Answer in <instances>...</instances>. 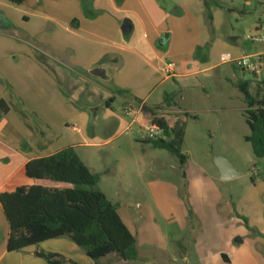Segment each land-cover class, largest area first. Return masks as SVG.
Returning <instances> with one entry per match:
<instances>
[{
	"label": "rangeland",
	"instance_id": "374dc122",
	"mask_svg": "<svg viewBox=\"0 0 264 264\" xmlns=\"http://www.w3.org/2000/svg\"><path fill=\"white\" fill-rule=\"evenodd\" d=\"M93 1H80L83 14L87 16L88 11L93 14L92 18L87 17L89 20L100 14L93 9ZM205 1L206 5L200 8L194 5L199 0H192L190 14L199 25V32H205L209 41L214 40L216 28L220 37L233 32L244 38L264 20L261 8L257 9L264 0ZM27 3L24 7L2 9L12 27L0 30V89L4 94L14 92L19 97L15 104L19 103L34 131L42 125L38 121L47 122L57 137L55 145L73 147L89 170L100 174L98 188L113 204L142 199L152 209L153 219L143 215L131 227L138 260L116 264H264V159L256 158L250 144L244 141L249 129L243 113V96L236 87L239 81L250 82L249 93L259 99L261 76L221 64L186 83H175L169 78L170 81L151 91L152 77L142 67L124 71V61L119 57L118 71L110 69L109 73L113 78L125 72L121 76L130 91H117L111 82L97 79L100 86H82L81 81L70 89L66 83L64 95L60 93L62 102L58 111L52 101L55 89L48 69L59 70L60 62L69 68L71 64L79 65L88 45L64 31L63 13L42 2L33 7L31 0ZM46 15L54 16L55 21H45ZM67 24L72 26V21ZM197 29L195 26L193 31ZM209 46L204 43L200 53H206ZM225 52L216 48L212 51L211 65L200 62L212 66L228 54ZM200 69L197 66L195 70ZM158 78L162 79L160 75ZM149 92L147 106H163L171 97L172 103L188 114L184 118L186 135L181 148L184 165L168 151L154 149L146 142L144 128L133 121L134 114L122 113V106L133 105L131 95ZM111 96L114 101L106 109L105 102ZM113 116L123 120L117 122ZM217 157L226 159L238 176L221 182L213 164ZM20 182L35 183L18 176L15 183ZM123 190L126 194L115 193ZM123 206L126 205L122 209ZM6 231L0 207V248ZM236 239L241 243H236ZM69 245L74 244L60 238L14 252V264H48L45 259L29 254L39 249L62 258L81 255L76 257L77 262L82 259L77 264H87L85 253L78 248L79 253L70 254ZM221 253L230 263L221 260Z\"/></svg>",
	"mask_w": 264,
	"mask_h": 264
},
{
	"label": "crops",
	"instance_id": "0c3cea01",
	"mask_svg": "<svg viewBox=\"0 0 264 264\" xmlns=\"http://www.w3.org/2000/svg\"><path fill=\"white\" fill-rule=\"evenodd\" d=\"M33 1L31 0V7L42 3L49 4L58 13H63L66 17V21L63 22L65 23L64 31L74 38H81V41L83 43L86 42V45L89 46L82 54V63H78L79 65L71 64L69 68L64 62H60L58 65L61 70L48 69V73L54 82L52 86L55 89L52 101L57 106L58 111L62 102L60 93L64 95L63 88L66 83L70 89H74L81 81L82 86L83 84H87V86L89 84L99 85L95 81L97 79L111 82L112 87L117 91H130V86L125 82V78H122L125 72H120L113 78H111L109 73L110 69L118 71L119 57L121 61H124V71H128L130 68L133 70L134 68L142 67L146 75L152 77V80L150 79L149 81L152 91L170 81L160 71V67L165 61H171L175 66L174 77L171 80L175 83H186L188 79L190 80L197 74L221 65L220 62H217L209 66L213 60L212 51L216 48L223 49V51H226L225 53L235 58L242 55L255 54L260 48L248 43L245 40V36L240 38L233 32L220 37L217 35V28L214 29V33L216 32L214 40L209 41L205 32L203 34L199 32V25L196 24V20L190 14V9H192L193 5L192 0H167L165 3L160 0H94L93 9L100 13L94 20L87 19V17H93L91 11L87 12V16L83 14L80 0H38L35 3ZM27 2L28 0H24L22 4L15 6L24 7L28 5ZM194 5L201 8L206 5V1L199 0L198 4ZM7 6L14 5L0 0V30L12 27L11 21L2 10L8 8ZM257 9H260V4L257 5ZM244 17L245 15L242 14L240 18L243 19ZM43 19L45 21H55L56 18L46 15ZM70 20L72 21V26L67 24ZM23 21L25 23L28 22V18L25 16ZM124 23L125 25H123ZM195 26L198 28L197 31H193ZM253 29H255V26ZM165 35L167 36L166 39L163 38ZM126 37L127 39H125ZM204 43H208L210 46L206 53L201 54L200 51ZM200 61H204L209 65L202 64ZM198 62L201 64H198ZM197 66L202 67V69L195 70ZM65 69H70L71 71L67 72ZM95 69L101 70L104 73V78L92 75L91 71ZM158 75L162 79H159ZM88 76L92 79L88 78ZM149 94L150 92L140 96L135 93L134 96L131 95L130 97L133 105L127 104L121 108L122 113L126 116L130 113L134 114L133 121L139 123L143 128L149 122L141 124L143 119L141 105H147L146 99ZM0 100L8 107L6 113L0 111V190L3 188L13 190L17 186L26 185L23 182H20V184L15 183L18 176H23L22 168L26 163L34 159L48 157L63 148L58 147L57 144L55 145L57 137L47 122L38 121L42 125L39 126L38 132L34 131L26 120L23 110L19 107V103L18 105L15 104L19 97L14 92L8 95L4 94L2 89H0ZM113 101L114 97H109L105 102V108L110 109V103ZM163 107L164 112L168 114L180 115L185 113L172 102L169 107L165 105ZM126 110L130 111V113L126 114ZM111 118L117 120V122L123 120L117 116ZM74 128L72 129L75 131L76 128ZM185 135L186 127L184 139ZM143 140L146 141L145 139ZM87 145L95 146L96 144ZM103 193L108 199L107 194ZM115 193L126 194V191ZM138 201L135 199L116 203L119 217L134 238L135 235L131 227L136 225L135 221L138 222L143 215L153 219L152 209L146 207L142 199ZM124 204L126 206H123L124 208L122 209ZM6 232L3 245L0 248V264H14L15 253H10L6 250L9 233L8 224ZM68 250H70V254L79 253L78 247L75 245H69ZM40 252H43L42 249L36 251V253ZM36 253L31 250L29 254L33 257ZM219 256L223 262L230 263L225 254L221 253ZM76 257H81V255L65 258V260L71 264L81 263L82 259L80 258L79 262H77L78 258ZM86 260L87 264H94L87 257ZM166 260L168 261V259ZM119 262L128 263L117 260L114 257H107L101 260L99 264H116Z\"/></svg>",
	"mask_w": 264,
	"mask_h": 264
},
{
	"label": "trees",
	"instance_id": "16d2710c",
	"mask_svg": "<svg viewBox=\"0 0 264 264\" xmlns=\"http://www.w3.org/2000/svg\"><path fill=\"white\" fill-rule=\"evenodd\" d=\"M20 5L24 0H4ZM250 82L239 81L237 89L245 104V123L249 134L244 138L256 158L264 159V74L258 82L261 96L249 93ZM168 97L165 106L169 107ZM0 111L8 107L0 100ZM143 119L162 129L163 137L147 140L154 149L166 150L176 156L181 165L185 120L188 114H168L163 106L141 105ZM22 174L34 184L20 185L13 190H0V207L8 224L7 252H20L39 244L67 238L81 249L90 262L99 264L107 257L123 262L138 260L136 240L111 203L98 188L100 174L92 173L72 147L63 148L43 158L29 161ZM48 264L66 263L52 253H36Z\"/></svg>",
	"mask_w": 264,
	"mask_h": 264
},
{
	"label": "built area",
	"instance_id": "2783aa9c",
	"mask_svg": "<svg viewBox=\"0 0 264 264\" xmlns=\"http://www.w3.org/2000/svg\"><path fill=\"white\" fill-rule=\"evenodd\" d=\"M262 15H264V3L260 6ZM245 40L253 45L259 46V51L252 55H242L240 57H232L230 54H224L220 57L221 64H231L233 67L241 71L248 72L254 76L264 74V20L259 22L252 33L245 35ZM175 66L173 63L165 61L160 67V71L165 78L174 77ZM126 114L130 111L126 110ZM75 129V128H74ZM145 139L157 140L163 137L162 129L156 128L151 124L144 126ZM256 174V171L253 173Z\"/></svg>",
	"mask_w": 264,
	"mask_h": 264
},
{
	"label": "water",
	"instance_id": "95a60500",
	"mask_svg": "<svg viewBox=\"0 0 264 264\" xmlns=\"http://www.w3.org/2000/svg\"><path fill=\"white\" fill-rule=\"evenodd\" d=\"M80 1H86V0H80ZM123 25H125V23ZM166 37L167 36L165 35L163 38L166 39ZM91 74L100 78H104V73L99 69H95L91 71ZM213 164L218 171L219 180L221 182L232 180L238 176V173L234 170L232 165L224 158L221 157L215 158ZM235 241L236 243H241L239 239H236Z\"/></svg>",
	"mask_w": 264,
	"mask_h": 264
}]
</instances>
